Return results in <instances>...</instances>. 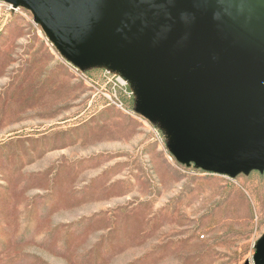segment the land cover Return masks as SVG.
Segmentation results:
<instances>
[{
    "label": "rangeland",
    "instance_id": "rangeland-1",
    "mask_svg": "<svg viewBox=\"0 0 264 264\" xmlns=\"http://www.w3.org/2000/svg\"><path fill=\"white\" fill-rule=\"evenodd\" d=\"M139 101L0 0V264H264V170L179 162Z\"/></svg>",
    "mask_w": 264,
    "mask_h": 264
},
{
    "label": "water",
    "instance_id": "water-1",
    "mask_svg": "<svg viewBox=\"0 0 264 264\" xmlns=\"http://www.w3.org/2000/svg\"><path fill=\"white\" fill-rule=\"evenodd\" d=\"M6 1L26 3L75 64L121 69L179 162L264 170V0Z\"/></svg>",
    "mask_w": 264,
    "mask_h": 264
}]
</instances>
